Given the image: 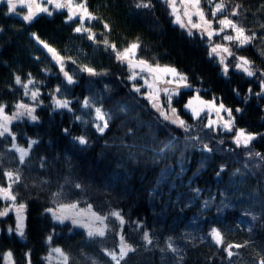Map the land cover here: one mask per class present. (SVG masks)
I'll return each instance as SVG.
<instances>
[{"label": "snow or ice", "instance_id": "obj_1", "mask_svg": "<svg viewBox=\"0 0 264 264\" xmlns=\"http://www.w3.org/2000/svg\"><path fill=\"white\" fill-rule=\"evenodd\" d=\"M156 2L164 5L168 19L179 26L187 40L197 41L203 46L204 54L225 81L230 82L237 74L242 79L251 78L245 81L247 88L243 93L239 85L232 86L231 91L238 98L235 106L226 103L222 94L204 88L202 75H194L175 63H161V53L141 55V51H147V48L140 35L120 41L113 39L111 22L98 15L89 0H6L5 15L18 14L22 22L29 26L41 15H62L63 22L71 27L73 34L86 40L94 50H102L109 61L107 66L96 64L88 59L86 51L75 44H72L75 52L66 54L68 45L58 48L32 32L31 36L48 57V65L39 69L45 79L38 80L31 71L12 70L5 89L6 94L15 95L11 100L0 98V201L4 202V206L0 207V217L7 218L14 213V224L8 225L6 231L23 240L28 204L15 189L23 184L25 190H37L38 195L47 191L45 202L48 206L39 213L51 224L43 237V243L48 246L41 257L43 264H53V261L55 264H78L64 247L59 244L51 246L55 229L68 227L69 224V232L80 230L82 242L100 245L96 256L89 257L84 251L80 252L79 255L89 260L90 264H100L101 259L105 264H129L130 258L138 252L154 247H158L161 254L171 255L183 264L185 249L195 248L201 241L216 249L205 257V264H217L218 254L220 264H232L240 251L252 244L250 240L228 242L225 230L218 225L228 220L225 213L230 212L237 222L235 227L247 223V232L251 235L255 231L253 222L257 221V215L248 205L256 198L255 193L249 192L247 197L243 193L237 197L220 193L223 199L216 208L212 223L196 215L185 224L183 232L176 234L173 229L163 227L167 224L166 220L162 221V227H157L155 222L149 226L146 219L139 216L135 220L126 218L123 209L112 206L111 193L117 191L126 179V174L118 171L119 164L106 182L91 180L90 173L74 174L77 171L74 165L77 154L91 146L93 137L104 139L117 121L118 128L123 129L119 148L128 149L130 159L135 158L136 153L132 150L137 148V144L128 141L135 140L138 133L147 128V137L152 142L160 134H166L163 146L157 145L153 150L154 156H160L178 142H183L185 152L178 158L181 172L184 171L187 145L198 146L203 154L217 150L233 154L239 151L248 162L258 160L259 166L264 168V153L252 150L257 138L264 139V131H249L238 126L250 100L253 97L257 102L264 100V63L257 65L254 59L241 54L252 47L264 57V47L257 46L264 45V0L258 3L256 0H134L129 8L137 15L152 13ZM18 8L24 10L17 13ZM154 25L158 32L163 31L159 27V18H154ZM39 59L34 57L37 62ZM109 77L112 79L109 80ZM81 79L85 81V86L80 96H73L72 92ZM52 80L56 83L49 87ZM101 84L102 87H99ZM44 89H47L46 93ZM209 92L210 96L207 95ZM260 110L264 112V104L260 105ZM41 111H47L50 117L57 114L71 116V126L60 129L71 148L51 157L44 151L37 154L33 161V152L42 140L14 128L20 123L39 126L43 122L39 114ZM145 116L147 119H144ZM74 128H78L79 134H73ZM51 143L49 141V145ZM110 147L117 145L115 142L109 145L105 140L103 148ZM142 147L145 151L150 150L147 138ZM104 155L102 151L100 157ZM57 165L60 167L57 168ZM226 167L223 163L218 166L216 176L221 182V173L226 171ZM25 169L35 175L26 179ZM174 171V167H165L152 189L153 196L159 185L166 183V178ZM238 173L239 169L233 175ZM179 176L180 173H176L177 179ZM94 186L103 190L105 199L100 207L89 202V193ZM192 192L198 195L201 189L194 188ZM168 203L165 202V206ZM260 203V220H264V194ZM200 211H210L207 201ZM154 216L159 220L161 214ZM179 223L184 221L179 220ZM203 224H208L206 230L201 227ZM225 226L229 232L234 230L231 225ZM165 230L172 231V234L163 235ZM109 237L111 247L105 243ZM161 239L163 246H159ZM23 258L25 264H32L30 250L23 253ZM0 260L3 264H16L11 249L0 251ZM253 264H264V254L258 260L253 258Z\"/></svg>", "mask_w": 264, "mask_h": 264}, {"label": "trees", "instance_id": "obj_2", "mask_svg": "<svg viewBox=\"0 0 264 264\" xmlns=\"http://www.w3.org/2000/svg\"><path fill=\"white\" fill-rule=\"evenodd\" d=\"M258 2L259 0H256V3ZM89 3L98 15H102L111 22L113 39L120 41L122 38L131 39L136 35H140L147 48V51H141V55L152 56L153 53H161V63H175L194 75H202L204 77L203 87L211 88L217 94H222L225 102L229 105L235 106L238 100L231 91L232 86L239 85L242 93L247 88L245 81L251 78L245 77L242 79L237 74L233 75L232 80L228 82L217 74L215 65L204 54L203 46L197 41H189L184 37L181 29L168 19L163 4L156 2L154 12H141L137 15L129 8L134 0H89ZM6 11L7 4L0 0V28L3 29L0 31V98L11 100L15 95L6 94L5 89L6 83L11 78L10 73L12 70L31 71L38 80L45 79L39 73V69L48 65V57L41 51V46L31 36L32 32H36L41 39L58 48H64L65 45H68L66 54L75 52V49L72 48V44H75L86 51L88 59L94 63L108 65V58L103 55L102 50H94L86 40H81L77 37V34H73L71 27L63 22L62 15L56 14L49 17L44 14L29 26L23 23L19 16L5 15ZM154 18H159V27L163 29L162 32L157 31ZM249 20H251V17H249ZM97 30H99L98 27ZM257 46L264 47V45ZM165 50L166 55L164 54ZM241 54L254 59L257 65L264 63V57H261L255 48L249 47ZM37 56L40 58L39 62L34 60V57ZM72 67L69 68L70 71ZM115 70L113 69V71ZM111 79L112 77H109V80ZM55 83L56 81L52 80L49 87ZM84 86L85 81L81 79L72 95L80 96ZM99 87H102V84ZM44 92L46 93L47 89H44ZM207 95L210 96L211 92ZM261 104H264V100L257 102L253 97L247 105L243 117L239 119L238 126L246 127L249 131H264V112L260 110ZM39 114L43 121L39 126L20 123L14 128V130L26 132L28 135L38 136L42 140V143L33 152V161L36 160L37 154L44 151H47L51 157L55 156L57 152H63L65 149L71 148L67 138L63 137L60 132L61 128L71 126V116L57 114L50 117L47 111H41ZM144 119H147V116ZM118 124L119 121L113 124L112 131L104 139L93 137L91 146L77 154L74 159L77 171L74 174L84 175L90 173L91 180L106 182L114 174L113 170L117 169L119 164L118 171L126 174V179L120 183L117 191L111 193L112 206L123 209L126 218L130 217L135 220L139 216L146 219L149 226L155 222L157 227H162V221L166 220L167 224L163 227L173 229L176 234L183 232L185 224L196 215H199L201 219L207 218L209 224L212 223L216 208L223 199L220 193H225L228 197H237L241 193L247 197L249 192L255 193L256 198L250 200L248 205L257 215V221L253 222L255 231L251 235L247 232V223L242 224L239 228L235 227L237 222L230 212L225 213L229 217L228 220L218 226L225 230L228 242L243 243L245 240L252 242L251 246L240 251V255L232 260V264H253V258L258 260L260 255L264 254V220H260V201L261 195L264 194V168L259 166L258 160L248 162L243 153L239 151L233 154L217 150L211 154H203L198 146L193 148L191 145H187L183 160L184 171L181 172L178 158L185 152L183 142L180 141L174 145V151L173 148H169L166 153L154 156L153 150L157 145L163 146L162 141L166 138V134H160L157 136L156 141L152 142L151 138L147 137V128L138 133L135 140L128 141V143L137 144V148L132 150L136 153L135 158L130 159L127 155L129 150L119 148V137L122 136L123 129L118 128ZM73 134H79L78 128L73 129ZM176 135L179 134L176 133ZM145 138L148 139L150 144V150L148 151H145L142 147ZM105 140L108 141L109 145L115 142L117 147L103 148ZM49 141L52 142L51 145H49ZM213 147H216L215 144H213ZM252 150L264 153V139L257 138V142L252 145ZM102 151L105 153L103 158L100 157ZM202 161L204 162L203 168H201ZM221 163L227 166L226 171L221 173L222 182L216 176V172L219 170L218 166ZM166 166L174 167L175 171L172 172L170 177L166 178V183L159 185V190L153 196L151 194L152 189L156 186V182ZM56 167L59 168L60 165ZM237 169H239V173L233 175ZM176 173H180L178 179ZM24 175L27 179L35 173L25 169ZM194 188L201 189L200 194H194L192 192ZM15 191L28 204L25 237L21 240L15 237L14 234L9 235L7 233L8 225L14 223L11 214L7 218L0 219V251L11 249L16 264H25L23 253L30 250L32 264H43L41 257L48 247L43 243V237L51 228V224L39 213L43 207L48 206L45 202L47 191L45 190L38 195L37 190H25L23 184ZM89 196L91 197L89 202L95 203L97 207H100L105 199L103 190H97L96 186L90 191ZM87 198L84 197V199ZM206 201L209 204L210 211L201 212L200 209ZM165 202H169L167 206H165ZM173 203H175L174 207L172 206ZM3 206L4 202L0 201V207ZM154 214H161L160 219L157 220ZM179 220H183L184 223H179ZM225 224L231 225L234 230L227 231ZM68 227H71V225L69 224ZM68 227L59 226L55 229L51 245L56 246L59 244L66 251H70L74 261H78V264H90L89 260L79 255L80 252L84 251L89 257L96 256L100 245L88 241L82 242L80 230L76 229L74 232H69ZM201 227L206 230L208 224H203ZM170 234H172V231H163V235ZM131 238L135 239L134 236ZM105 243L108 247H111V237ZM159 246H163V239L160 240ZM215 251L216 249L210 248L206 241L197 242L195 248L185 249L183 264H205V257ZM216 259L217 264H220L219 254ZM0 264H3L2 260H0ZM100 264H105V261L101 259ZM129 264H181V262L175 260L171 255L161 254L159 248L154 247L148 251L138 252L130 258Z\"/></svg>", "mask_w": 264, "mask_h": 264}, {"label": "rangeland", "instance_id": "obj_3", "mask_svg": "<svg viewBox=\"0 0 264 264\" xmlns=\"http://www.w3.org/2000/svg\"><path fill=\"white\" fill-rule=\"evenodd\" d=\"M2 1H4L5 3H6V0H2ZM7 4V3H6ZM24 9H21V8H18L17 9V13H20V12H22ZM13 15H16V16H19L20 18H21V16L20 15H18V14H13ZM174 25H176V24H174ZM178 26V25H177ZM179 27V26H178ZM11 214V216H12V218L14 219V213H10ZM0 219H4L3 217H0ZM14 224V223H13ZM71 225V224H70ZM52 247H55V246H53V245H51ZM53 264H55V262L53 261Z\"/></svg>", "mask_w": 264, "mask_h": 264}]
</instances>
